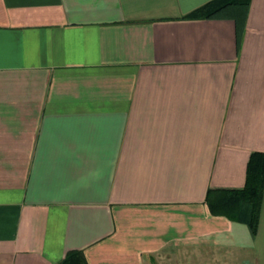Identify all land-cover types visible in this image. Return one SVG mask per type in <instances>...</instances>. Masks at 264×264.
Returning a JSON list of instances; mask_svg holds the SVG:
<instances>
[{
    "label": "crops",
    "instance_id": "0c3cea01",
    "mask_svg": "<svg viewBox=\"0 0 264 264\" xmlns=\"http://www.w3.org/2000/svg\"><path fill=\"white\" fill-rule=\"evenodd\" d=\"M0 0V264H264L213 213L264 161V0Z\"/></svg>",
    "mask_w": 264,
    "mask_h": 264
},
{
    "label": "trees",
    "instance_id": "16d2710c",
    "mask_svg": "<svg viewBox=\"0 0 264 264\" xmlns=\"http://www.w3.org/2000/svg\"><path fill=\"white\" fill-rule=\"evenodd\" d=\"M247 3L248 0H213L199 8L191 15L210 16L229 3ZM260 155L252 153L247 169V181L240 189L209 188L207 203L213 213H220L232 219H246L250 228L255 231L261 203L264 182V161ZM83 260L79 251H70L64 258L65 263L77 264ZM77 262V263H76Z\"/></svg>",
    "mask_w": 264,
    "mask_h": 264
}]
</instances>
